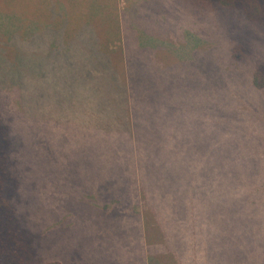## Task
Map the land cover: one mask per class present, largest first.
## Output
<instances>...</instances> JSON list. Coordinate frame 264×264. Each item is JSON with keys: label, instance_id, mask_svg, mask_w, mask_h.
<instances>
[{"label": "rangeland", "instance_id": "obj_1", "mask_svg": "<svg viewBox=\"0 0 264 264\" xmlns=\"http://www.w3.org/2000/svg\"><path fill=\"white\" fill-rule=\"evenodd\" d=\"M85 25L92 30L78 36ZM102 51L122 82L132 70L147 114L159 115L158 105L166 113L156 142L176 153L182 187L206 182L204 204L188 192L180 206L183 227L191 223L197 237L181 246L182 258L162 254V264L193 263L204 211L221 236L256 247L254 262L264 263V89L251 79L264 66L263 27L215 0H0V109L20 148L16 214L32 235L34 261L147 264L135 215L143 200L110 207L114 198L99 193L128 186L116 151L98 146L108 115L97 104L114 106L86 91L109 80ZM132 51L136 61L127 63ZM159 185L154 208L168 211Z\"/></svg>", "mask_w": 264, "mask_h": 264}, {"label": "trees", "instance_id": "obj_2", "mask_svg": "<svg viewBox=\"0 0 264 264\" xmlns=\"http://www.w3.org/2000/svg\"><path fill=\"white\" fill-rule=\"evenodd\" d=\"M215 1L225 9L242 11L248 20L264 28V0ZM52 14L55 15L53 12ZM85 28L87 29L78 31V36L92 30V27L87 25ZM63 41L64 37L58 39L61 45L59 43L57 45L63 46ZM69 43L70 41L66 40V44ZM107 52L102 51L101 57L108 61L106 67L109 69V80L100 88L90 85V87H86V91L94 93L95 99L101 102L108 99L114 106V108L111 106L106 108L102 103L97 104L100 116L104 113L108 115L105 118L107 120L104 119L101 124L104 139L98 146L104 145L106 149L116 151L118 166L124 167L126 170L125 185L128 186L111 188L112 190L104 189L99 193H105L103 196L114 198L108 203L110 207L112 203H114L112 205L122 207L124 199L130 196L143 200V210L142 206L137 203L135 210L137 214L135 213V215L139 216L141 222L144 223L143 240L144 244L149 247L146 256L147 264H162L161 256L166 253L176 254L182 258L185 248L181 246H185L184 243L197 236L195 226H192L191 223L183 227L184 221H182L180 206L185 203L184 194L188 192H192V195L197 196L198 202L204 204L205 196L199 193L204 191L206 182L196 185L192 178L188 180L186 186L182 187L180 178L182 177V168L180 164L172 160L176 153H171L163 142H156L164 141L165 130L162 128V123L166 121V113L159 105L157 106L161 110L158 112L159 115L146 113L144 105L147 95L143 93L140 84L134 83V77H131L132 70L128 71L131 73L128 81L122 82L120 79L123 74L115 69L112 54ZM135 53L136 51L125 53L127 63L136 61L137 54ZM251 79L254 88L264 89V66L252 73ZM130 104H132L133 115L130 113ZM14 138L11 127L4 119L0 109V264H39L33 258L32 235L22 227L16 214V191L20 183L16 169V157L20 148ZM134 151L138 154L135 166ZM158 183L162 190L159 196L162 197L166 194L165 207L168 208V211L165 209L158 211L157 208H154L155 199L152 189ZM177 192V197L172 200V195ZM258 193L263 198L264 188ZM98 195L100 196V194ZM172 210L175 211V217ZM209 215L214 217L211 211H204L206 227H200L201 229L197 230L200 238L196 242V249H193L191 253L192 264H236V258L240 254L247 255L245 259L247 264H261L255 263L253 259V255H258L256 247L241 246L230 242L227 237L221 236L219 229L207 221L211 218ZM139 235L135 231L134 237L137 238ZM216 235L220 241L214 240Z\"/></svg>", "mask_w": 264, "mask_h": 264}]
</instances>
